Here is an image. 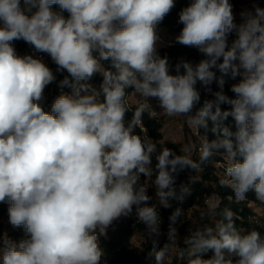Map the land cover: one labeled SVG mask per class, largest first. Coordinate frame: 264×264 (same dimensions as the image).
<instances>
[{"label":"clouds","instance_id":"9594fccd","mask_svg":"<svg viewBox=\"0 0 264 264\" xmlns=\"http://www.w3.org/2000/svg\"><path fill=\"white\" fill-rule=\"evenodd\" d=\"M174 6L175 0H23V6L0 0V203L9 204V223L28 237H0V264H103L100 237L134 207L138 222L158 237L161 221L148 188L155 187L164 208L182 202L190 189L182 185L177 193L176 175L217 155L219 186L236 201L252 192L264 202V8L241 12L237 23L229 0H192L179 13L176 43L204 59L183 63V74L178 65L172 75L167 57L158 54L157 26ZM19 39L67 72L58 87L70 91L61 92L50 112L41 102L56 75L42 60L17 55L11 42ZM97 74L102 81L94 86ZM225 77H240L230 88L234 97L223 91ZM214 80L220 90L192 114L200 101L197 83L207 88ZM130 93L157 99L167 116H183L198 134L204 129L214 138L198 135L180 154L158 152L143 125L146 104L125 119ZM181 216L176 208L169 217L167 243L153 241L154 264L173 257L177 264H264V235L238 228L230 208L209 202L182 247L175 227Z\"/></svg>","mask_w":264,"mask_h":264},{"label":"trees","instance_id":"16d2710c","mask_svg":"<svg viewBox=\"0 0 264 264\" xmlns=\"http://www.w3.org/2000/svg\"><path fill=\"white\" fill-rule=\"evenodd\" d=\"M229 2L233 6V12L237 11L239 9V6L245 2V0H229ZM190 3H192V0H175V6L171 9V11L164 17L163 21L159 23V25L168 27L172 29L173 31H181L183 28V25L178 22L179 19V13L180 11L187 7ZM258 6L260 8H264V0L261 2L258 1ZM53 10L58 11L59 8L57 5L52 6ZM67 16V13H64ZM237 23L241 22V18H237ZM235 39V33L229 35L228 43L231 45L232 40ZM158 54L161 57H167L168 60V66H169V72L172 75H176L177 73V66L180 65L179 68V74H183V63L187 62H195L199 63L201 59H204V56L202 53H200L198 50L186 46H158L157 48ZM222 62V60L220 61ZM105 66H108V63L105 62ZM53 67L55 70L56 75V81L49 84L45 90H44V100L41 102L42 107L46 112L51 111V106L53 101L60 95L62 90H69L67 88L60 89L58 87V82L63 79L65 75H67V72H57V66L53 62ZM216 73L217 79L221 76V73L219 72L218 68L212 69ZM225 84L223 91L226 95L229 97H234V93L230 91L231 85L234 83L239 82V77H237L235 80L231 79L230 77H225ZM197 91L200 93V101L194 106L193 113L202 107L203 102L208 99H214L213 93L216 91H219V85L214 80L211 85H209L207 88L202 86L199 82L196 85ZM135 106L130 107L131 109L126 113V120H130L132 118ZM148 111L145 112L143 117V125L147 128L149 134L154 139V141L157 142L159 146V151L161 150V147H167L169 149H172L177 154H180V149L182 148L181 143H174V142H167L165 144L160 143V139L163 138V123L160 120L155 119L153 116L149 115V108L147 107ZM222 110H230L231 105L229 104H221ZM226 123L234 128V122L232 121V118L229 117V119L226 121ZM139 132L140 130L137 129ZM201 133L207 134L209 139L214 138L213 134L209 131L205 133L204 129L200 130ZM221 156L217 155L211 158L205 165H203L200 169H197L193 171L192 169H185L181 172H179L176 175L175 179V187L177 190V193H179L180 187L186 186L190 189V194L185 197V199L181 202L178 200L171 201V207L166 208L165 214L167 217L166 221V227H169V217L175 211L176 208H180V206L186 208L191 207L193 204H198L200 207H204L203 200L205 195H211L215 194L219 197V209L223 210L225 207L230 208L233 210L234 213H236V223L238 228H241L243 230H252L256 229L261 232L262 235H264V216H262V220L258 221L257 218V212L254 209L253 203L261 204L264 206V202L258 201L255 198L254 193L249 192L247 194V198L244 201H236L234 194L231 192L230 189L227 188H221L218 184V179L220 175L217 174L216 168L214 165V161L217 159H220ZM193 159H198V157L193 156ZM200 177L201 179H199ZM8 208L9 204L7 202H3V204L0 206V216L6 212L8 214ZM203 209H195L193 212L195 213L196 217L200 220V212L203 211ZM187 224V223H185ZM182 231L184 228H181ZM111 236V243L109 244V248H115L117 247L114 264H140L142 261V257L131 253L127 249V237H128V230L125 228H121L119 231H110L109 232Z\"/></svg>","mask_w":264,"mask_h":264},{"label":"built area","instance_id":"2783aa9c","mask_svg":"<svg viewBox=\"0 0 264 264\" xmlns=\"http://www.w3.org/2000/svg\"><path fill=\"white\" fill-rule=\"evenodd\" d=\"M258 1L261 2L262 0H245V2L239 6V9L237 11L233 12L235 19L237 20V18H241L240 13L243 11H246V10L247 11H254V7L258 6ZM21 6H23V0H21ZM0 23H2V22H0ZM181 31H173L172 29H170L168 27H165V26L158 24V26H157V34L159 37L158 46H166V47L184 46V45H181L179 43H176V37L181 33ZM11 43H12V46L15 48L17 55H19V56L31 55V56H33V58H38V59L42 60V62H44L55 74V70L53 67V61L47 53L36 51L32 45L28 44L23 39L14 40ZM190 48H194V47H190ZM194 49H196V48H194ZM196 50H198V49H196ZM189 63L192 64L193 66L198 64V63H195L192 61ZM101 81H102V76L100 74H97L92 78L91 83L94 86H99ZM62 91L64 93H67L70 90H62ZM131 94L132 93L129 94V98H128V103H129L130 107L137 105L138 103L143 102L149 108V112H155L156 113L155 115H151V116H153L157 120H160L163 123V121L161 119V113L159 112V109H158L159 107L156 104L151 103V102H153V100H157V99L148 98L147 101H141L139 98H136L135 99L136 101L132 103L129 100ZM192 114H194V113L192 112ZM175 117H177L176 118L177 122L180 121L181 124H183V126L188 127L187 133H188L189 140L190 139L196 140L198 135H200V136L203 135L201 133V131L198 134L195 129L190 128L185 123V118L183 116H175ZM147 135L151 139H153L151 137V135L149 134L148 130H147ZM159 141H160V143L165 144L163 138L160 139ZM169 142H173V141H169ZM157 151L159 152V146L157 148ZM193 156L198 157V153H193ZM156 163H157V161L155 160V154H154L153 160H152L153 168L155 167ZM222 164H223L222 157L220 159H217L216 161H214L216 172L220 176L223 174ZM154 178L155 177L153 176V179ZM198 178L201 179L200 177H198ZM144 181H145V177H143V175H142L140 182L144 183ZM147 194L152 198L148 202L149 205L155 204L157 206L158 215H159V218L161 221V223H160L161 234L158 237L154 236V235H149L146 231V226L143 225L142 223L138 222L136 212H135V207H134L133 212L129 216L121 217L117 221H114L113 224L108 228L107 235L100 237V246L104 251V256L102 258L103 264H114L116 251L118 249L117 247L109 248V244L111 243V236L109 234L110 231H119L121 228H125L128 230L127 249L131 253H134V254L142 257V261L140 262V264H154V259L150 258L148 256V253L153 246L154 240L157 242V245L159 247H162L165 243L168 242V239H167L168 228L166 227L167 217L165 214L166 208H164L158 204V201L156 198V189L154 186H150L148 188ZM212 201L219 203V197L215 194L205 195L204 200H203V205H205L204 207L203 206L200 207L198 204H193L191 207L185 209L184 207L180 206V208L183 209V211H184V216H181L178 219L177 223L175 224V227L177 228V233H178V243L180 244L181 247L183 246V238L186 235H188V230L192 225L191 223H194L195 221H197V217H196L195 213L193 212L194 208L195 209H203V208L205 209L207 204L209 202H212ZM2 204L3 203H0V206ZM199 222H200V220H198L196 223H199ZM185 223H187V224H185ZM182 227L184 228L183 231L181 229ZM5 235L10 240L15 241V242H19L21 240L28 238L25 230L22 227L15 228L9 223V216L6 214V212L0 216V237L5 236ZM170 264H177V261L175 260L174 257L171 259Z\"/></svg>","mask_w":264,"mask_h":264},{"label":"rangeland","instance_id":"374dc122","mask_svg":"<svg viewBox=\"0 0 264 264\" xmlns=\"http://www.w3.org/2000/svg\"><path fill=\"white\" fill-rule=\"evenodd\" d=\"M234 34V33H233ZM136 98H138L135 94H131L130 96V102H135ZM151 103H154L156 104L159 108V112L161 113V119L163 121V140L165 143L169 142V141H173L174 143H181L182 144V147L184 144H186L188 141H189V138H188V127L187 126H183V124H181L180 121H176L177 117H169L167 116L163 110H161L160 106H159V102L158 100H153V102ZM253 206H254V209L255 211L258 213L257 214V218H258V221H261L262 220V216H264V206L261 205V204H256V203H253ZM199 219L197 218V221ZM195 221V223L197 222ZM264 221V220H262ZM193 224V223H191Z\"/></svg>","mask_w":264,"mask_h":264}]
</instances>
